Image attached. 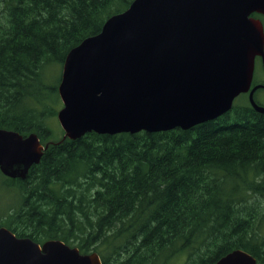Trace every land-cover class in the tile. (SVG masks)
I'll use <instances>...</instances> for the list:
<instances>
[{
    "label": "trees",
    "instance_id": "trees-1",
    "mask_svg": "<svg viewBox=\"0 0 264 264\" xmlns=\"http://www.w3.org/2000/svg\"><path fill=\"white\" fill-rule=\"evenodd\" d=\"M131 1L0 0V128L49 142L25 178L4 177L19 198L0 226L96 250L102 264H211L235 248L264 264V205L248 202L264 196V113L249 101L188 129L47 140L59 104L49 66Z\"/></svg>",
    "mask_w": 264,
    "mask_h": 264
},
{
    "label": "water",
    "instance_id": "water-1",
    "mask_svg": "<svg viewBox=\"0 0 264 264\" xmlns=\"http://www.w3.org/2000/svg\"><path fill=\"white\" fill-rule=\"evenodd\" d=\"M264 0H132L67 52L57 92L63 137L188 129L227 112L249 92L255 57L264 67ZM49 142L0 128V171L25 178ZM0 264H102L61 239L38 243L0 226ZM211 264H256L235 248Z\"/></svg>",
    "mask_w": 264,
    "mask_h": 264
},
{
    "label": "rangeland",
    "instance_id": "rangeland-1",
    "mask_svg": "<svg viewBox=\"0 0 264 264\" xmlns=\"http://www.w3.org/2000/svg\"><path fill=\"white\" fill-rule=\"evenodd\" d=\"M255 17L259 18L263 24V29H264V15L262 14H255ZM63 63V62H62ZM62 63L61 64H53L50 65L48 70L46 71V80L48 83H51L52 85H56V91H57V85L59 83L60 80V75H61V70H62ZM260 68V70H259ZM260 72H261V64H255L254 67V77L255 78H259L260 77ZM259 74V77H258ZM260 80V79H259ZM256 80V81H259ZM58 95V93H57ZM253 97L256 100H262L264 101V89L259 88L256 90L255 94H253ZM59 99V96H58ZM248 101V97H244L243 95H238L235 99H234V104H240V105H244L246 104ZM62 106V103L59 99V104L56 105V110L58 108H60ZM45 124L47 125V127L49 128V130L51 131V136L47 138V140H57L59 138L62 139L64 131L61 128L56 114L54 115H50V116H46V120H45ZM45 140V139H43ZM42 140V142L44 143V141ZM48 142V141H47ZM5 176L0 172V218L2 219V217L4 215H6V213L8 211H12L15 209L16 210V201H18L19 198V194L16 191L15 186L12 187H6L5 186ZM257 180H261L262 178L264 179V174H259L257 177ZM250 203H253L256 206V209L258 210V208L262 207L264 205V196L261 195L259 192L256 193H252L249 194L248 196ZM2 221V220H1ZM258 222V226L260 228H262L261 233L264 232V218H261L260 213L257 212V218L255 219V222ZM254 227H256V224H254ZM101 250V249H100ZM92 251V250H90ZM185 254V253H183ZM186 255V254H185ZM185 255L180 254L177 255L175 258H172V260H164V256H161L159 258H157L152 264H183L184 259H185Z\"/></svg>",
    "mask_w": 264,
    "mask_h": 264
},
{
    "label": "flooded vegetation",
    "instance_id": "flooded-vegetation-1",
    "mask_svg": "<svg viewBox=\"0 0 264 264\" xmlns=\"http://www.w3.org/2000/svg\"><path fill=\"white\" fill-rule=\"evenodd\" d=\"M255 61L257 62V64H258V63L261 64V72H260V77H259V74H258V77H259V78H253V80H252V85L257 84V83H258V84H262V85H264V67H263V62H262V60H261V57H260V56H256ZM259 70H260V68H259ZM259 79H260V80H259ZM255 80H259V81H255ZM253 81H254V82H253ZM262 89H264V87H262ZM255 92H256V90H255ZM255 92H254V94H255ZM244 94H246V96L248 97V92H246V93H244ZM256 102H257L258 104L264 106V101H262V100H256Z\"/></svg>",
    "mask_w": 264,
    "mask_h": 264
}]
</instances>
